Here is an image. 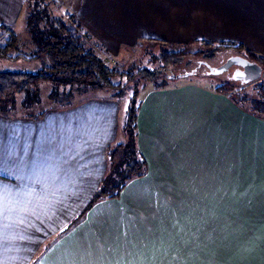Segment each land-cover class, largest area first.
<instances>
[{"label": "crops", "instance_id": "1", "mask_svg": "<svg viewBox=\"0 0 264 264\" xmlns=\"http://www.w3.org/2000/svg\"><path fill=\"white\" fill-rule=\"evenodd\" d=\"M52 1L110 57L153 39L233 42L264 58V0ZM24 9L0 0V35L14 32L15 46ZM75 92L37 119L0 115V191L17 209L0 228V264H264V119L197 83L144 92L145 175L83 213L121 109Z\"/></svg>", "mask_w": 264, "mask_h": 264}, {"label": "trees", "instance_id": "2", "mask_svg": "<svg viewBox=\"0 0 264 264\" xmlns=\"http://www.w3.org/2000/svg\"><path fill=\"white\" fill-rule=\"evenodd\" d=\"M52 7L51 0H25L26 26L34 44L28 55L14 54V32L2 28L0 59L40 61L42 67L36 73L0 72V103L17 93L36 94L39 86L45 83L91 86L109 90L117 98H127L123 124L125 141L109 148L107 171L83 213L99 201L118 199L131 180L145 175L146 163L136 145V118L141 105L139 94L145 85L153 83L155 89H164L167 82L180 79L178 75L191 71L207 76L203 63L213 67L227 55V58L242 57L255 62L264 71L263 57L233 42H199L200 49L191 51L187 44L172 47L164 41L143 40L135 45L139 48L135 63L111 65L95 51L93 41L73 14L65 12L58 17ZM226 80L214 88L215 93L227 95L239 109L264 119V114L245 109L241 104L249 97L253 107L263 109L264 82L251 83L250 92L240 91V88L237 98L233 99L229 92L234 86L244 85Z\"/></svg>", "mask_w": 264, "mask_h": 264}, {"label": "rangeland", "instance_id": "3", "mask_svg": "<svg viewBox=\"0 0 264 264\" xmlns=\"http://www.w3.org/2000/svg\"><path fill=\"white\" fill-rule=\"evenodd\" d=\"M52 1V0H51ZM53 2V1H52ZM53 13L56 16L62 17L64 13H59L60 11L55 8V4L53 2L52 7ZM76 18V17H75ZM25 20V15L24 19ZM77 20V19H76ZM23 21H21V25H19L18 30L16 31V35L18 38V44L16 46V49L13 50L14 54L19 53L22 55H28L31 53V51L34 49V44L30 38L29 31L25 24L22 25ZM143 40L139 41L142 42ZM197 42L191 43V51H196L200 49V46H197ZM95 45V44H94ZM182 44H173L170 43V46L178 47ZM131 46L130 48H125L121 51V53L116 57H110L102 53L101 51H97V48L95 46V51L107 62H109L111 65L115 63H119L121 65H126L127 63L131 61H136L137 55L139 54V48ZM228 57L225 56L226 59ZM135 63V62H134ZM132 63V64H134ZM131 64V65H132ZM217 65V64H216ZM41 62L40 61H25V60H19V61H9L5 59H0V72H19V73H36L41 69ZM228 77L225 74L210 77L206 75H202V73H197L193 76L185 77L176 79L174 81L167 82L164 89H167L170 86H179L184 84H193L197 83L202 86L208 87V88H215L219 85H221L222 82L227 81ZM260 82H264V71L262 73V77L260 78ZM230 81V79H229ZM256 81V82H258ZM158 83V82H157ZM161 83V82H160ZM159 84V83H158ZM253 84V83H252ZM250 84L244 85V86H234V89L232 91H228L231 94V97L234 99L237 98L239 92L243 90L244 92H250ZM155 84L149 83L145 85L144 89L140 90L139 99L145 94L144 92H148L151 89H155ZM164 86V85H161ZM241 88V89H240ZM76 89L83 91V96L91 97V96H101V97H108V99H113L120 105V118H119V126H120V132L119 137L117 138L118 144L123 143L125 141V131L123 128L124 124V115H125V108H126V102L127 98L125 97H115L113 96V92L109 90H98L91 86H83V85H70V84H58L54 85L52 83H45L41 84L38 88V92L36 94L32 95H25L23 93H17L14 95L13 98H10L9 100H5L2 103H0V115H7L10 117L9 119H12L14 117L17 118H23V117H31V118H39L41 117L45 112L51 111L54 108H57L60 104H62L65 101L71 102L76 94ZM240 89V91H239ZM158 90V89H155ZM163 90V89H160ZM90 95V96H89ZM73 97V98H72ZM252 99H256V97L252 96ZM58 102V103H57ZM241 104L244 106L245 109L256 111L259 113L264 114L263 109H259V107H253L251 104V100L249 97H247L246 100L242 101ZM262 110V111H260ZM29 113V114H28ZM29 116H28V115ZM27 115V116H26ZM94 195V194H93ZM91 196V198L93 197ZM90 198V199H91ZM89 199V200H90ZM89 202V201H88Z\"/></svg>", "mask_w": 264, "mask_h": 264}, {"label": "water", "instance_id": "4", "mask_svg": "<svg viewBox=\"0 0 264 264\" xmlns=\"http://www.w3.org/2000/svg\"><path fill=\"white\" fill-rule=\"evenodd\" d=\"M207 68V76H219L224 74L229 68L237 67L231 77H228L232 82L239 83L241 85H248L254 83L262 77L263 68L255 62H251L242 57H230L218 68L211 67L207 63H203ZM195 71L180 74L178 78H185L193 76Z\"/></svg>", "mask_w": 264, "mask_h": 264}, {"label": "snow or ice", "instance_id": "5", "mask_svg": "<svg viewBox=\"0 0 264 264\" xmlns=\"http://www.w3.org/2000/svg\"><path fill=\"white\" fill-rule=\"evenodd\" d=\"M15 155L14 149L11 148V146L9 147L8 150V156H9V161L11 163H15V161L12 159V157ZM57 179H59V177H57ZM55 181L52 182L51 185H49V188H44L42 189V192H47L50 188H53L55 186ZM19 194V193H17ZM17 209L15 206L9 208L6 206L5 202H4V195L3 192L0 191V228L4 227L5 225H3V220L6 218L5 217V213H12L15 212ZM119 264V262H118ZM128 264H131V262H128Z\"/></svg>", "mask_w": 264, "mask_h": 264}, {"label": "flooded vegetation", "instance_id": "6", "mask_svg": "<svg viewBox=\"0 0 264 264\" xmlns=\"http://www.w3.org/2000/svg\"><path fill=\"white\" fill-rule=\"evenodd\" d=\"M228 58H224V60H222L219 64H217L216 66H213L214 68H218L219 66H221L226 60H227ZM238 68L237 67H231V68H229L225 73H226V76L227 77H231L232 76V74H233V72L235 71V70H237ZM224 73V74H225Z\"/></svg>", "mask_w": 264, "mask_h": 264}]
</instances>
